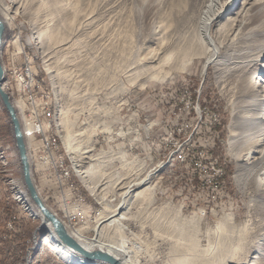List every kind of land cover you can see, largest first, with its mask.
Segmentation results:
<instances>
[{
	"label": "rangeland",
	"instance_id": "obj_1",
	"mask_svg": "<svg viewBox=\"0 0 264 264\" xmlns=\"http://www.w3.org/2000/svg\"><path fill=\"white\" fill-rule=\"evenodd\" d=\"M2 1L12 20L1 50L5 92L13 80L8 45L21 38L39 96L48 100L45 127L64 165L40 171L33 161V180L65 226L93 238L126 201L124 227L109 221L101 235L137 264H264V180L256 189L253 177L261 167L251 168L258 155L239 161L230 149L233 132L239 133L236 120L264 114L255 106L256 100L264 105V57L245 54L249 31L264 26V18L253 17L264 0H235L231 14L213 24L209 33L219 57L205 70L212 50L199 29L211 0ZM25 65L26 58H16V66ZM50 70L59 78L60 101ZM14 100L25 107L18 114L22 128H30L22 79H15ZM32 142L35 148L37 135ZM1 144L13 165L0 164V232L22 207L9 180L15 175L24 184L0 102ZM28 153L39 157V150ZM25 217L15 238L17 264H26L33 243L27 241L36 232L45 246L36 264H65L44 228L37 231L41 220ZM7 256L0 263L8 264Z\"/></svg>",
	"mask_w": 264,
	"mask_h": 264
},
{
	"label": "bare ground",
	"instance_id": "obj_2",
	"mask_svg": "<svg viewBox=\"0 0 264 264\" xmlns=\"http://www.w3.org/2000/svg\"><path fill=\"white\" fill-rule=\"evenodd\" d=\"M235 0H211L207 11L204 14L203 20L200 25L199 29V35L201 36L202 41L209 46V49L212 50L211 55L206 60L204 65V70L206 69L207 65L214 64L217 62L218 54H219V48L216 42L210 37V29L213 26V24L218 20L224 17L226 14H231V12L234 10V3ZM10 9L5 7V3L0 0V19L5 24V27H7L9 24L11 25L12 20L9 17ZM254 22H258L260 19L264 18V4L262 7L255 10V13L253 14ZM264 24V23H263ZM250 32V37L245 39L246 44V50L247 52L245 54L256 55L257 57L254 58L255 60H259L261 57H264V26L258 27L257 29H254ZM38 35V44L39 48H43V41L40 38L39 32H36ZM252 35V36H251ZM4 42V41H3ZM3 47V45H2ZM2 56V55H1ZM252 58V57H249ZM253 60V59H252ZM5 71V68H4ZM50 78L53 82L57 99L60 101L59 93L56 89L59 87V78L57 75L53 74V71H49ZM5 85V84H4ZM5 90V86H3ZM1 102V101H0ZM12 102V101H11ZM3 105V104H2ZM13 107L16 109L17 116L19 118V112L23 113L24 108L22 104L17 103L13 104ZM264 105L261 103V101L256 100V108H260V106ZM5 108V107H4ZM257 108V110H258ZM263 110V109H262ZM60 125L64 128L65 124L63 121L60 122ZM233 128L235 130H239V133L233 132L232 138L230 141V149L231 151L236 155V159L239 161L246 158V160H249L250 157L253 154L258 155L257 158H255L254 162L251 163V168L255 171L258 169V167H261L253 177L254 179V185L256 189H259V187L262 185L264 177V174L262 172L264 171V146L262 147V142L264 141V114H262L259 110L257 113H250L246 118L238 119L236 120V123L233 124ZM65 129V128H64ZM24 138L27 143L28 150L33 149V146L31 145L35 138V135H31V128L24 127L22 128ZM64 133L66 132L63 130ZM67 146L69 147V135L64 134L63 136ZM15 145V144H14ZM239 145H241L239 147ZM16 147V146H15ZM262 148V149H261ZM261 149V150H260ZM17 150V149H16ZM18 152V151H17ZM19 156V155H18ZM9 153H8V147L5 145H0V164L3 167L12 166L13 164L10 163L9 160ZM30 160V158H29ZM31 163V162H30ZM22 175V173H21ZM80 177L83 181L86 182L87 185H89L90 190L92 194H94L97 199L101 202H103V196H99V193L97 191V187L93 186V184L89 180V175L84 172L80 173ZM146 181V180H145ZM145 181H142L139 183V185H145ZM9 185L11 192L13 194L14 200L18 202V204H22V207L20 208V216L22 214H25V219H31L32 221H35L36 219H40L41 223L42 220L44 221V216L39 211V209L36 207L35 203L30 198L29 193L27 192L24 184L18 177L15 175L12 176V178L9 180ZM140 186V187H141ZM146 189V188H145ZM144 189V190H145ZM128 195H126L124 198H126ZM126 201H124L120 205V213H115L111 215L110 217L104 219L101 221L98 229L96 232L98 233L93 238H88L82 234L80 230H69L65 224L63 223L64 227L66 228V231L69 233L70 236H72L73 239H75L85 250L89 252H96V251H103L105 253L110 254L113 258L118 260L121 264H137L133 257L131 256L130 252L124 249L122 246H120L117 243H112L106 240H103L102 238V225L104 223H107L109 221L110 225L114 228H123L124 227V221L128 220V214L126 206ZM124 210V211H123ZM123 211V213H121ZM24 218V217H23ZM22 226L24 228L25 224L22 223ZM41 226V225H40ZM44 230L46 234V240L48 244L53 245L55 253L58 254V256L61 258V260L65 264H106L103 262H92L84 258L83 256L79 255L77 252L73 251L69 247H67L58 237V235L54 232L53 226L51 223H45ZM13 229V216L12 213L10 214L8 220L5 222V226L0 232V260L5 255H8L9 257V247L12 246L13 243V237L10 233V230ZM21 229L18 234H22ZM101 235V236H100ZM34 240V241H33ZM38 238L35 236L33 239H29L27 243L31 245L32 247L29 250H27L26 255V264H36L38 262V258L41 256L42 251L44 249V246L41 245V242L39 243ZM21 241V240H18ZM3 243V246L1 245ZM6 244V245H5ZM24 244V243H23ZM18 245V242L14 239V248ZM21 245V244H20ZM28 245V246H29ZM27 249V248H26ZM34 253H36L34 255ZM5 261H8L4 258ZM3 264V263H0Z\"/></svg>",
	"mask_w": 264,
	"mask_h": 264
},
{
	"label": "built area",
	"instance_id": "obj_3",
	"mask_svg": "<svg viewBox=\"0 0 264 264\" xmlns=\"http://www.w3.org/2000/svg\"><path fill=\"white\" fill-rule=\"evenodd\" d=\"M7 56L12 58L11 71H13L12 85L8 88V95L11 100L15 101V79H22V94L28 96V125H30L31 128V135H37V143H35V148H33V150H39V157L30 156L31 163L34 161L36 165H39L40 171L45 167L49 168L51 166H54L55 168H63L64 165L62 161L56 157V147H58V143H55L53 138L48 135V128L45 127V119L48 111L46 109V101L48 100H46L47 97H45V95L39 96L40 87L38 75L32 70L30 56L28 55V51L22 48L21 38L8 45ZM16 58H26V65L16 66ZM77 211L78 210H76V212ZM77 215L80 217L81 213L78 212ZM12 216L13 229L10 230V233L13 237V244L9 247L8 264H17V253L14 249V239L17 238V233H19L22 228L23 219L21 218L18 209L12 211ZM40 229H43V227H40L37 231ZM36 235L37 232L35 237Z\"/></svg>",
	"mask_w": 264,
	"mask_h": 264
},
{
	"label": "water",
	"instance_id": "obj_4",
	"mask_svg": "<svg viewBox=\"0 0 264 264\" xmlns=\"http://www.w3.org/2000/svg\"><path fill=\"white\" fill-rule=\"evenodd\" d=\"M6 27L3 21L0 19V101L6 109L13 127L14 144L18 151L19 161L22 169V179L30 198L35 203L36 207L44 216V221L42 220L41 226L44 227L45 223H51L54 232L58 235L60 240L70 249L77 252L79 255L83 256L92 262H103L106 264H121L118 260L113 258L110 254L103 251L89 252L85 250L69 233L63 225V222L57 217V215L51 211L43 199L41 198L38 189L35 185L32 175V166L29 160V153L26 144V140L23 135L21 122L17 116L16 110L12 105L11 98L7 92H5L3 86L5 83V71L1 58V50L3 41L6 34Z\"/></svg>",
	"mask_w": 264,
	"mask_h": 264
}]
</instances>
